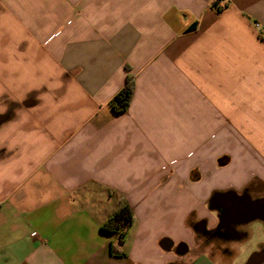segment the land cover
I'll use <instances>...</instances> for the list:
<instances>
[{"label": "crops", "instance_id": "1", "mask_svg": "<svg viewBox=\"0 0 264 264\" xmlns=\"http://www.w3.org/2000/svg\"><path fill=\"white\" fill-rule=\"evenodd\" d=\"M31 94L0 103V264H264V0H0V101Z\"/></svg>", "mask_w": 264, "mask_h": 264}, {"label": "trees", "instance_id": "2", "mask_svg": "<svg viewBox=\"0 0 264 264\" xmlns=\"http://www.w3.org/2000/svg\"><path fill=\"white\" fill-rule=\"evenodd\" d=\"M135 91V81L132 76H127L124 87L114 96L110 102V107L116 114L126 113ZM132 221L131 210L128 206H123L118 212L112 215L101 227L104 233L112 234L119 232L123 227H128ZM123 239L120 234L119 240ZM114 246L112 245V248Z\"/></svg>", "mask_w": 264, "mask_h": 264}, {"label": "rangeland", "instance_id": "3", "mask_svg": "<svg viewBox=\"0 0 264 264\" xmlns=\"http://www.w3.org/2000/svg\"><path fill=\"white\" fill-rule=\"evenodd\" d=\"M11 14H12V16H14V18H16V16L14 15V13H11ZM35 97H36V94H31L30 96L26 97V100H24V103H22V105H21L19 103H16V102L11 101L10 98H7V96H6V97L2 98V100L0 101V103H1V105H4L6 107L8 105L10 107V104L11 103H15L16 104V105H13V107H15V106L16 107L17 106H23V105H31V104L35 103Z\"/></svg>", "mask_w": 264, "mask_h": 264}, {"label": "built area", "instance_id": "4", "mask_svg": "<svg viewBox=\"0 0 264 264\" xmlns=\"http://www.w3.org/2000/svg\"><path fill=\"white\" fill-rule=\"evenodd\" d=\"M126 227H123V230L125 229Z\"/></svg>", "mask_w": 264, "mask_h": 264}]
</instances>
